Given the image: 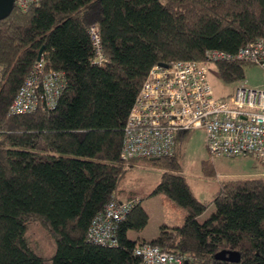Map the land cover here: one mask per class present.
Listing matches in <instances>:
<instances>
[{
    "label": "trees",
    "instance_id": "trees-1",
    "mask_svg": "<svg viewBox=\"0 0 264 264\" xmlns=\"http://www.w3.org/2000/svg\"><path fill=\"white\" fill-rule=\"evenodd\" d=\"M95 28L107 62L93 64ZM264 40V0H29L0 22V264H143L137 247L182 257L181 264L236 252L237 264H264V178L220 183L211 203L192 193L177 157L162 169L152 195L163 194L186 216L179 227L141 233L148 215L139 201L115 231L117 245L88 241L91 223L136 165L121 158L124 126L139 90L157 64L202 62L209 51L235 55ZM63 73L65 89L51 111L9 116V107L38 58ZM225 84L244 79L243 62L215 64ZM264 174V164L255 161ZM206 164H209V162ZM208 177L212 171L205 170ZM135 198H129L128 201ZM124 203V202H123ZM214 207L204 221L200 217ZM37 224L55 252L38 255L27 232ZM51 256V257H50ZM50 257V258H49Z\"/></svg>",
    "mask_w": 264,
    "mask_h": 264
},
{
    "label": "built area",
    "instance_id": "built-area-1",
    "mask_svg": "<svg viewBox=\"0 0 264 264\" xmlns=\"http://www.w3.org/2000/svg\"><path fill=\"white\" fill-rule=\"evenodd\" d=\"M29 0H17L26 9ZM94 48L93 64L107 62L95 28L89 30ZM243 62L264 71V40L250 43L235 55L209 51L202 62L178 61L154 65L148 72L128 114L123 132L121 158L125 162L173 157L178 136L190 130L205 132V146L212 158L252 157L264 164V89L237 87L234 95L215 99L207 65ZM63 73L35 62L10 107L9 116L53 110L64 92ZM264 178V176H263ZM138 200L111 201L93 219L88 241L114 247L117 225ZM143 264H181L182 257L157 247L141 246L134 251Z\"/></svg>",
    "mask_w": 264,
    "mask_h": 264
},
{
    "label": "rangeland",
    "instance_id": "rangeland-1",
    "mask_svg": "<svg viewBox=\"0 0 264 264\" xmlns=\"http://www.w3.org/2000/svg\"><path fill=\"white\" fill-rule=\"evenodd\" d=\"M215 64L212 62L207 65L208 78L215 99H225L234 95L236 88L240 86L264 89V71L259 66L246 65L244 79L241 82L225 84L222 82ZM178 142L180 151L177 160L183 168V176L200 202L211 203L218 195L222 181L235 176L239 178L252 176L255 171L256 173L257 170L258 172L262 171V167L252 157L212 158L205 146V132L202 129L190 130L181 137L178 136ZM134 163L135 161L132 162V164ZM135 164L126 170V174L120 181L118 198L121 201H126L132 197L142 201V207L148 215L147 225L141 233L129 231L128 238L133 241L137 238L150 241L157 236L163 221H169L171 225H175L179 216H182V220L179 221L182 223L186 213L163 194L151 196L160 181L162 169L142 160ZM253 166L257 169H254ZM205 170L213 172L211 179H208ZM213 212L214 207L210 206L199 221H204ZM27 236L38 255L42 253L45 256L50 254L52 256L54 254L53 241L37 224L29 226ZM45 264H49V261H46Z\"/></svg>",
    "mask_w": 264,
    "mask_h": 264
},
{
    "label": "water",
    "instance_id": "water-1",
    "mask_svg": "<svg viewBox=\"0 0 264 264\" xmlns=\"http://www.w3.org/2000/svg\"><path fill=\"white\" fill-rule=\"evenodd\" d=\"M16 1L17 0H0V22L10 15V13L12 12V10L16 5ZM41 52L42 50H40L38 53V58H37L38 61L41 59ZM155 160L157 159H151L149 161L153 162ZM214 258L215 260L218 261L233 263V264H237L240 261V256L236 252L222 251L217 253Z\"/></svg>",
    "mask_w": 264,
    "mask_h": 264
},
{
    "label": "crops",
    "instance_id": "crops-1",
    "mask_svg": "<svg viewBox=\"0 0 264 264\" xmlns=\"http://www.w3.org/2000/svg\"><path fill=\"white\" fill-rule=\"evenodd\" d=\"M178 140V139H177ZM253 168L254 169H257L255 166H253ZM183 174V173H182ZM184 175V174H183ZM212 175H213V172H212ZM263 176H264V174H263V171H259L258 172V170H257V173H256V171L253 173V175L252 176H247V177H243V178H258V177H262L263 178ZM212 178V176L211 177H208V179H211ZM233 179H235V178H239V177H237V176H235V177H232ZM231 178V179H232ZM187 181V180H186ZM187 183H188V181H187ZM189 185V184H188ZM189 187H190V185H189ZM190 189H191V187H190ZM191 191H192V189H191ZM192 193H193V191H192ZM194 194V193H193ZM195 196V195H194ZM129 199V198H128ZM128 199L126 200V201H128ZM197 199V198H196ZM135 200H138L139 201V203H140V205L142 206V204H141V200H139L138 198H135ZM198 200V199H197ZM119 201L120 202H125V201H121L120 199H119ZM146 211V210H145ZM186 216V215H185ZM180 218H179V220L177 221V223L175 224V225H171L170 223H169V221H163V223L161 224V225H165V226H168V227H179V226H181L182 224H183V222L182 223H179V221L180 220H182V216H179ZM185 218V217H184Z\"/></svg>",
    "mask_w": 264,
    "mask_h": 264
}]
</instances>
